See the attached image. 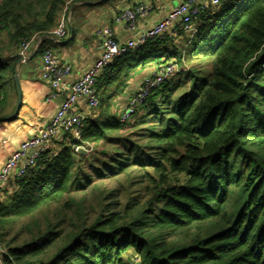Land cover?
<instances>
[{"label": "trees", "instance_id": "obj_1", "mask_svg": "<svg viewBox=\"0 0 264 264\" xmlns=\"http://www.w3.org/2000/svg\"><path fill=\"white\" fill-rule=\"evenodd\" d=\"M73 1L0 0L2 108L23 40L52 32ZM194 26L187 51L167 35L115 59L82 139L67 133L0 186V264H264V0H229ZM184 51L209 72L166 82L128 123L106 111L138 58L182 68ZM52 207L30 239L7 240L9 225Z\"/></svg>", "mask_w": 264, "mask_h": 264}, {"label": "built area", "instance_id": "obj_2", "mask_svg": "<svg viewBox=\"0 0 264 264\" xmlns=\"http://www.w3.org/2000/svg\"><path fill=\"white\" fill-rule=\"evenodd\" d=\"M227 1L229 0H182V3L162 21L140 33L137 38L126 42H120L110 27L98 29L96 35L102 41V55L75 83L69 82L72 73L71 66L63 63L51 49H44L41 78L51 90L47 100L52 101L61 95L65 96L47 126L37 135L22 142L20 147L7 159L0 170V186L25 176L37 165L40 157L50 149V145L55 140H61L67 133L78 141L82 139L86 116L78 111L79 102L82 99L86 100L91 110L99 107L97 80L115 59L126 55L129 51L139 50L148 42H158L170 34L176 36L179 30H183L186 34L195 33V20L207 10L217 8ZM70 4L71 2H68L63 8L58 25L52 32L38 33L23 40L16 54L20 62L28 61L31 47L40 44L42 37L51 36L56 40L66 38ZM151 12L152 8L149 5L139 4L119 14L116 17V23L122 24L128 32H135L139 21L148 17ZM179 71H182V68L180 69L175 61L159 64L128 99L124 112L118 117L119 121L121 123L130 122L133 115L147 102L152 92L176 77ZM81 148L86 149V147ZM0 252H3L1 240Z\"/></svg>", "mask_w": 264, "mask_h": 264}, {"label": "crops", "instance_id": "obj_3", "mask_svg": "<svg viewBox=\"0 0 264 264\" xmlns=\"http://www.w3.org/2000/svg\"><path fill=\"white\" fill-rule=\"evenodd\" d=\"M181 3L182 0H76L71 2L67 16L68 33L66 38L56 40L51 36H44L41 38L40 44L31 47L26 63L17 61L15 75H18L20 81L22 103L15 117L2 121L15 111L16 104L12 106L8 101L9 97L14 96L13 91L16 93L15 100L17 102V88L11 89V84L5 88L6 105L3 108L0 106V170L22 142L37 135L47 126L64 99L65 95H61L55 100H47L51 90L41 78L42 52L44 49H51L63 63L71 66L72 73L69 82L75 83L102 55V41L96 35L98 29L110 27L120 42H126L137 38L140 33L162 21ZM139 4L149 5L152 12L148 17L139 21L135 32H128L122 24L116 23V17ZM61 15L62 12L59 18ZM170 36L175 43L176 37L171 34ZM144 59L140 61L141 58H138L139 64L133 71L129 72L126 86L130 89L127 93L120 94L118 89L113 90L114 85L110 86L111 96L118 92L115 96V105L120 109H123V105L125 106L128 99L137 91L139 85L150 72L159 64L164 63L163 60L154 58ZM88 109L86 100L82 99L79 102L78 111L88 117L91 112ZM114 113L113 110L112 114L116 116L117 113ZM59 140H55L50 145V149H54L55 142Z\"/></svg>", "mask_w": 264, "mask_h": 264}, {"label": "rangeland", "instance_id": "obj_4", "mask_svg": "<svg viewBox=\"0 0 264 264\" xmlns=\"http://www.w3.org/2000/svg\"><path fill=\"white\" fill-rule=\"evenodd\" d=\"M195 32H196V28L194 26ZM187 36L184 39H176L175 43L176 45L179 47L180 50H186L187 46L189 45V41L191 38L194 37L195 33L193 34H186ZM7 46L9 47L10 42H9V36L8 34H1L0 35V47L1 46ZM4 46V47H5ZM187 51V50H186ZM187 53V52H186ZM185 51L183 53L184 58H183V66H182V71H179L178 74L176 75L175 82H179L183 79H186L188 75H186L189 72H192L193 74H196V71H200L203 74H207L209 72V64L206 60H202V59H195V60H191L189 58V55L186 54ZM160 60H163V62L166 61V57L163 56L162 58H160ZM17 62V61H16ZM180 66V65H179ZM181 69V66H180ZM152 72V71H151ZM150 72V73H151ZM128 77H129V72H124L118 79V81L115 83L114 85V91L116 89H118V91L121 93L125 92L127 93L128 90L130 89L128 86H126V83L128 81ZM127 80V81H126ZM191 81V79H189ZM121 84V85H120ZM185 86L184 87H188L189 86V81H185ZM15 85V87H14ZM12 84L11 89L13 88V90L16 88V84ZM9 89L7 88V91ZM14 92V96L9 97L8 101L10 105H14L17 104L16 102V93ZM118 94V92H115L113 94V96H111V98H106L104 101L105 107H107L106 111L109 109L110 113H113L114 110V114H116V117L119 115H121L124 110H125V106L123 105V109H120L119 107H117V105H115V96ZM3 98V96H2ZM16 102V103H15ZM89 110V109H88ZM91 110V109H90ZM141 110V109H140ZM97 113V110H91L90 115L88 116H95ZM1 117V116H0ZM72 136V135H71ZM109 147H107L108 149ZM13 181H10L8 184H6L5 186H3L4 188H8L11 183ZM50 210V211H49ZM55 211V207H52L51 209H47L44 211H41L39 213H36L35 215L28 217L26 219H22L20 221H16L15 223H12L11 225H9L7 227V240H11L13 238L16 237V244L19 243H23L25 240H28L31 238L32 233H35L36 227L38 226V228H44L46 223H47V218L46 216L50 217V218H55L54 216H56V214L54 213ZM2 245L4 244V242L1 240Z\"/></svg>", "mask_w": 264, "mask_h": 264}, {"label": "water", "instance_id": "obj_5", "mask_svg": "<svg viewBox=\"0 0 264 264\" xmlns=\"http://www.w3.org/2000/svg\"><path fill=\"white\" fill-rule=\"evenodd\" d=\"M15 84H16V88H17V104L15 107V111L13 112V114L11 116L4 118L2 121H7V120L12 119L13 117H15L17 115V113L20 110L21 103H22V92H21L20 81H19L18 75H15ZM91 150H92V146L89 145L86 147V149L81 148L80 152L86 154Z\"/></svg>", "mask_w": 264, "mask_h": 264}]
</instances>
